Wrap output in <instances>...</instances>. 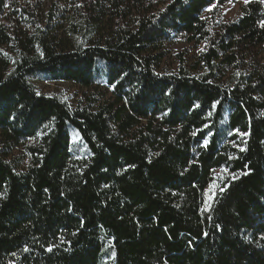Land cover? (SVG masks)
<instances>
[{"label":"trees","instance_id":"16d2710c","mask_svg":"<svg viewBox=\"0 0 264 264\" xmlns=\"http://www.w3.org/2000/svg\"><path fill=\"white\" fill-rule=\"evenodd\" d=\"M228 2L97 0L65 50L39 28L12 36L0 0V264H264V70L246 68L264 5L231 0L241 16L213 34L206 9ZM179 37L203 51L158 72ZM32 81L111 99L70 108Z\"/></svg>","mask_w":264,"mask_h":264},{"label":"rangeland","instance_id":"374dc122","mask_svg":"<svg viewBox=\"0 0 264 264\" xmlns=\"http://www.w3.org/2000/svg\"><path fill=\"white\" fill-rule=\"evenodd\" d=\"M101 1V0H100ZM14 10L7 9L3 15V24L9 29L12 36L24 42L35 32L36 28L46 31V37L54 42H59L58 48L70 49L74 42L81 38L71 36L67 31L73 23L80 24L81 21H89L97 18L92 6L97 0H84L82 7H76L75 0H13ZM241 3L228 2L218 8H210L204 14V18L209 24L211 32L214 34L219 30V26L233 23L241 16ZM26 12L31 16L22 17L21 13ZM17 11L15 14L14 12ZM21 12V13H20ZM90 12V14L88 13ZM82 15V16H81ZM83 15L86 17L83 18ZM94 28V27H93ZM99 33H92L87 40L97 41L103 37ZM104 38V37H103ZM73 42V43H72ZM12 43L5 48L4 56L16 57L20 50ZM89 44V43H87ZM204 49L203 44L188 43L185 38L179 37L161 48L163 58L157 65L158 72H170L177 70L180 63L185 67H191L195 63L196 57ZM247 70H264V51L258 49L248 61ZM39 94L56 96L65 101L70 108L77 106L95 109L98 106L110 102L111 94L104 87L93 85L90 88H81L72 83H47L31 82ZM219 172L215 173V177Z\"/></svg>","mask_w":264,"mask_h":264},{"label":"snow or ice","instance_id":"6c2138e0","mask_svg":"<svg viewBox=\"0 0 264 264\" xmlns=\"http://www.w3.org/2000/svg\"><path fill=\"white\" fill-rule=\"evenodd\" d=\"M230 2H231V0H230ZM249 2H250V0H245V3H246V4L249 3ZM259 3L262 4V5H264V0H259ZM76 7H82V5L77 4ZM214 7H215V5H214ZM208 10H210V9H206V11H208ZM258 23H259V26H260L261 28H264V20H260V21H258ZM236 75L238 76V75H240V73L237 72ZM219 103H220V101H214L213 104H212V107L215 108L216 105L219 104ZM196 107H199V105H196ZM193 135H196V133H193ZM244 135H247V133H244ZM204 146H207V142H205V145H204ZM240 150H241V151H244L245 149L241 148ZM156 155H159V153H157ZM129 167H134V165H129ZM125 170H126V169H125ZM105 171H107V169H105ZM243 174H244V175H248L249 172L246 171V172H244ZM234 178H238V177H234ZM104 187H108V185H105ZM211 187H212V189H215V188H216V185L213 184ZM210 191H211V189H210ZM222 191H223V189H221V192H222ZM5 192H6V189H5ZM2 195H3V194H0V196H2ZM208 200H209V201L213 200V196H212V195H209V196H208ZM71 210H72L71 208L68 209V211H71ZM210 210H211V205L209 204V205H207V206L205 207V211H210ZM82 226H83V224H81V227H82ZM216 227H217V229H220V225H216ZM73 235H75V233H73ZM204 235H207V233H204ZM61 242H62V243H65V241H61ZM53 247H55V245L46 248V251H48V252H52V251H53ZM23 251L28 252L29 249H28L27 247H25V248L23 249ZM13 255H15V253H13ZM114 255H115V254L113 253V256H114ZM165 264H167L166 261H165Z\"/></svg>","mask_w":264,"mask_h":264}]
</instances>
